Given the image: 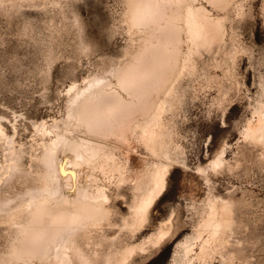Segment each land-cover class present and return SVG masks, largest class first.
Segmentation results:
<instances>
[{
    "label": "bare ground",
    "instance_id": "obj_1",
    "mask_svg": "<svg viewBox=\"0 0 264 264\" xmlns=\"http://www.w3.org/2000/svg\"><path fill=\"white\" fill-rule=\"evenodd\" d=\"M41 1L0 0V8ZM247 1L121 0L124 55L70 86L62 118L35 124L34 147L18 143L0 116V264H132L161 248L174 216L156 233L143 232L172 171L186 166L180 120L188 96L215 88L210 113H222L225 124L229 101L242 91ZM258 86L241 134L264 147L263 73ZM227 148L198 172L217 171ZM236 224L232 201L208 198L168 264H234Z\"/></svg>",
    "mask_w": 264,
    "mask_h": 264
},
{
    "label": "rangeland",
    "instance_id": "obj_2",
    "mask_svg": "<svg viewBox=\"0 0 264 264\" xmlns=\"http://www.w3.org/2000/svg\"><path fill=\"white\" fill-rule=\"evenodd\" d=\"M245 5L239 32L248 53L237 62L242 91L229 101L225 124L222 113H210L215 88L188 96L190 111L180 120L186 166L172 171L143 232L156 233L174 216L171 236L132 264H168L175 244L194 232L210 197L235 204L234 264H264V147L244 141L241 134L264 74V0ZM121 8V0H42L39 6L0 8V116L26 149L38 139V123L62 118L73 83L82 84L124 55L128 43ZM225 142L223 165L199 173L219 157ZM24 162L29 163V153ZM124 202L118 206L126 213ZM2 235L0 226V240Z\"/></svg>",
    "mask_w": 264,
    "mask_h": 264
}]
</instances>
